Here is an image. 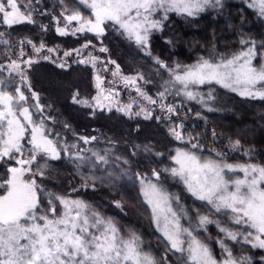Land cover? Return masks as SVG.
Masks as SVG:
<instances>
[{"label":"snow or ice","instance_id":"snow-or-ice-1","mask_svg":"<svg viewBox=\"0 0 264 264\" xmlns=\"http://www.w3.org/2000/svg\"><path fill=\"white\" fill-rule=\"evenodd\" d=\"M78 3L89 10V15L78 7L65 8L61 12L65 24L56 28L59 35H68L67 30L75 24L71 27L72 35L90 32L100 38L111 27L150 55L146 51L150 33L162 30L168 13L193 17L208 7L219 6L221 0H78ZM248 6L256 11L258 18L264 19V0H250ZM34 11L32 0H0V23L9 28L23 23L34 24ZM158 15L160 19L156 18ZM53 19L59 23L57 18ZM3 36L4 33L0 32V37ZM3 42L7 44V41ZM20 43L23 45L25 41ZM27 43L37 54L45 49L43 43L39 47L31 40ZM239 43L241 49L231 56H201L191 65L177 64L168 69L171 79L165 82L164 91L158 93L161 111L176 114L175 106L163 103L165 94L172 89L188 100L199 98L203 103L204 97L194 88L213 83L241 97L264 100V52L258 49L255 40L241 38ZM90 45L91 41H88L72 51L80 55ZM260 46L264 48V41ZM99 51L106 53L108 49L101 46ZM47 52L54 53L55 49L47 48ZM24 55L23 51L19 53V57ZM71 55L70 51L64 52V57ZM39 59L51 60V57L45 55ZM154 59L161 68H168L158 58ZM257 59L259 64L254 63ZM78 62L91 64L96 70L94 86L97 95L92 98V104L79 99L76 93L72 97L74 103L100 109L108 107L109 110L116 107L118 112L132 114L131 104L119 106L113 103L118 93L103 87L105 81L99 75L98 64L104 65V71L109 70L107 64L116 65L113 77L119 78L125 87H135L138 95L149 104L158 103L137 86V80H142V76L121 75L120 66L114 60L101 61L89 53L86 59ZM36 63L38 59L18 58L10 60L7 65L0 64V72L6 69L9 76L15 74L21 82L10 91L12 81L0 78V165H5L0 169V264H169V254L176 256L178 264H253L251 257H234L226 241L242 242L253 249L264 250V164L229 163L225 153L215 150H212L214 155H201L202 146L198 142H193L192 137L185 140L182 124L169 129L171 137L185 144V147H177L169 153L170 166L153 168L150 175L135 174L139 196L165 243L160 260L143 250L142 239L135 231H122L114 217L103 215L82 199L50 191L38 182V178L43 181L48 177V162L61 159L62 152L77 163L78 169L85 161L92 168L107 165L109 157L107 150L101 154L92 149L81 150L75 144L58 145L46 125L45 105L39 102V94L32 89L26 70L21 67L24 64L30 68ZM52 63L62 69L67 66L66 61L56 63L53 60ZM21 85L27 86L31 99L36 101L34 106L28 103L29 97ZM212 98V91H209L208 99ZM37 114L39 120L35 119ZM141 114L145 119L152 117V111L145 108L134 113L136 116ZM80 139L89 144L97 137ZM239 146L238 140L232 142L233 150ZM72 149L76 152L73 153ZM82 151L91 152L94 161L82 155ZM156 155L159 157L164 153ZM165 174L182 184L195 201L202 202L209 214L197 210L193 221L181 198L165 186ZM121 175L133 179L127 172ZM112 178V172L100 177L81 174L84 181L81 186L87 188L92 181L91 186L95 187L97 179L104 182ZM115 206L122 208L120 201H115ZM212 214L226 216L231 226L224 225L219 219L213 220ZM182 220L188 221L187 226ZM210 224H215L221 234L216 240L221 250L219 258L199 234L206 232ZM260 264H264V256L260 257Z\"/></svg>","mask_w":264,"mask_h":264},{"label":"trees","instance_id":"trees-1","mask_svg":"<svg viewBox=\"0 0 264 264\" xmlns=\"http://www.w3.org/2000/svg\"><path fill=\"white\" fill-rule=\"evenodd\" d=\"M56 1L65 4L63 0H38V2L32 0L35 23L11 27V40L1 53L0 61H10V54H19L20 49H24L23 51L29 58L27 54H35V57L31 58L38 59V63L29 68L28 75L32 89L39 94V102L45 105L43 115L48 117L46 125L52 130V137L55 140L58 138L63 142L62 138H65L64 141L67 144L78 145L81 150L92 149L102 152L108 147L120 145V148H123L130 158V150L140 142L148 143L158 151H165L176 144L174 138L168 134V127L180 125L184 121L173 118L165 119L162 114L152 109L153 106L160 107V102L155 105L149 104L124 85L121 88V80L112 76V71L116 67L114 64H107L108 71H104V65L99 64L102 68L101 77L105 81V88H112L118 92L125 102L151 110L152 117L145 119L139 115L129 118L116 112H96L79 107L78 103L73 102V95L78 93L79 99L91 100L95 89L92 84V67L79 63V55L73 52V49L81 48L83 44L91 41V45L82 50L84 57L91 53L99 57L101 61L114 60L120 66V73L123 76L135 73L137 68L143 67L156 71L162 76L161 78L169 76L168 69L175 68L177 64L191 65L201 56L205 58L221 54L225 57L231 56L241 49L242 46L239 43L241 38L255 40L258 49L264 52V48L260 46L264 41V19L258 18L256 11L250 8L244 0H221L219 6L208 7L192 18L176 13L168 14L167 20L163 21L162 30L150 33L149 46L146 50L150 52V55L145 51L140 54L133 45L118 37L108 40L104 37L105 34L100 38L90 32L72 35L70 31L68 35H59L56 32L57 23L53 18H62V21L64 18L61 16V6L59 7L61 4ZM66 5H69V2ZM58 24L60 25V22ZM24 38L31 40L36 47L43 43L45 49L39 54L30 52L27 46L20 43V39ZM101 46L106 47L108 51L100 52ZM47 48L55 49L56 55H61L65 51L72 52V55L65 57L64 60L58 58L56 61V63L66 61L67 66L63 69L57 67L52 63L55 59L51 54H49L51 60L39 59L40 56L47 54ZM154 58H158L168 68H161L155 63ZM254 63L258 64L259 59ZM108 81H114V83L109 84ZM152 89L153 87L149 86L144 92L152 97L154 93ZM198 89L203 95L212 91L213 98L203 102L206 104L205 107L172 102L170 99H164L163 103L175 106L182 117L185 115L187 124H189L188 129H191L193 133H197L193 130L195 127L191 128V123H195L196 118L197 123L203 130L205 129V132L215 130L216 133H220L218 135L220 137L214 136L211 145L214 148L218 146L217 151L226 154L227 162L264 164V100L241 97L216 84L201 85ZM29 104L34 106L36 101L30 97ZM209 108L212 110L209 111ZM33 110L35 111L34 108ZM195 115L198 117H193ZM157 117L160 119L158 120ZM35 119H40L39 114ZM169 121L173 123V126L169 125ZM258 126L261 128L258 129ZM56 133L61 135L57 137ZM226 136L235 141L238 140L240 147L249 148V151L252 149V152H246L248 154L243 155L238 150H230ZM80 137H97V139L84 144ZM206 140L208 141L209 138L206 137ZM204 145L208 146L207 143ZM166 152L164 157L160 160H153L154 162L149 160L147 163L138 158L133 161L129 159L126 168L133 174L140 170L137 168L141 165L148 168L146 166L148 164L152 169L166 167L169 153H172L169 149ZM147 168L145 170H148ZM72 179L69 176L60 180L61 185L67 188L72 184L68 192L76 187ZM134 197L135 195L130 193V198ZM84 199H91L94 202L106 199L111 201L113 195L96 189L91 194L88 191ZM133 213L134 217L139 216L137 209H134ZM142 221V228L149 232V223L144 219Z\"/></svg>","mask_w":264,"mask_h":264},{"label":"rangeland","instance_id":"rangeland-1","mask_svg":"<svg viewBox=\"0 0 264 264\" xmlns=\"http://www.w3.org/2000/svg\"><path fill=\"white\" fill-rule=\"evenodd\" d=\"M244 1L247 5H249L250 0H244ZM63 2L65 4H62L59 1L57 2L58 4H61V5H59V7L61 6L62 11H64L65 8L71 9L74 7H78V8H80V10L82 12H84L85 15H89V10L85 9L82 5H80L78 3V0H63ZM68 2H69V5H66V3H68ZM170 13L175 14V12H170ZM170 13H168V14H170ZM160 15H162V14H160ZM160 15H158L156 18L160 19ZM185 17H187V16H185ZM57 19L60 22V25H59L57 23V20H55L57 23V27L58 26L63 27L65 22L62 21V18L61 19L57 18ZM23 24H25V23H23ZM23 24H18V25H14V26H21ZM55 26H56V24H55ZM73 26H75V24H73ZM73 26H70V28L67 31L70 32L71 27H73ZM11 31H12L11 28L0 23V32L4 33V36L0 37V55H1V53H3L4 49L9 45V41L11 40L10 38L12 36ZM70 34H71V32H70ZM77 34H83V33H77ZM104 37L107 38L108 40L115 39L116 37H118L121 40L126 41L130 45H133L135 50L137 52H139L140 54H142L144 52V51H141V49L134 42L128 40L127 38H125V36L121 35L118 31L114 30L111 27H108L106 29ZM26 39L27 38L20 39V40H26ZM3 41H7V44H5ZM39 46H37V47H39ZM33 52H34V50H33ZM49 54H51L52 57H54L55 61H58V58L60 60L65 59L64 52L61 55L60 54L56 55L55 53H48L47 52V54H45V55L49 56ZM42 56H44V55H42ZM87 57H88V55H86V57H84V54H82V52L78 56L79 59H86ZM22 59H25V58L23 57V58H21V60ZM8 63H10V61H7V62L6 61H0V64L7 65ZM84 65H88V66L92 67L91 64H84ZM97 66H99V68L98 67L97 68L99 69V75L101 76V69L102 68H100L99 64ZM21 67L26 70V75L28 76V80L30 83V79H29V75H28L29 67L27 65H24V64H22ZM94 71H96V70L93 69V67H92V77H93L92 84H93V87L95 89L94 96H96L97 95V89L94 86L95 85ZM136 75H140L143 77L142 80H137V86L142 91L149 88V86H152L153 87L152 90L154 92L152 97H153V99H156L159 102L158 93L161 91H164V88L166 87L165 82L169 81L171 79L170 75L161 78L162 76L159 73H157L156 71L149 70L148 68L144 69L142 67V68H137L135 73L132 72L131 74L126 75V76H136ZM0 78H7V79H10L12 81V87L9 89L10 91H14V87L16 84H21L19 76H16L15 74H13L12 76H9V73L6 69L3 72H0ZM120 85H121L120 87L122 88L124 83L122 81H120ZM21 86L23 88L25 95L27 97H29V100H30L31 93L28 91L27 86H25V85H21ZM103 87L105 88L104 85H103ZM177 87H179V86H177ZM127 88L129 91H133V92H135V94L137 93V91L135 90V87L129 86ZM105 89H112V88H105ZM194 90L199 91L201 93V95L204 97V102L209 100L208 94L203 95L202 91H200L198 88H194ZM114 92L118 93L116 91H114ZM233 93H235V92H233ZM235 94H237V93H235ZM137 95H138V93H137ZM121 98L122 97H120V94L118 93V95L114 96L113 103H115L119 106H126V105L131 104L132 105V109H131L132 114L131 115H126L123 112H118L116 110V107H112L111 110H109L108 107L100 109L98 107H87V106H84L82 104H77V105L81 108L95 110L96 112H100V111L104 112V113H109V112L115 113L116 112L120 115H124V116L129 117V118L136 116V115H134V113L140 112V110L143 108L140 106L138 107L134 103L125 102ZM164 99H170L172 102L195 104V105H198L200 107L206 106V104L199 102V98L197 100H188L183 94L177 95L175 89H172L170 92L166 93ZM29 100H28V103H29ZM88 101L90 103L94 104V101L92 99L88 100ZM105 103L107 104L108 102L105 101ZM152 109L154 112L156 111L158 114H162L163 117L167 120L173 118L174 120L184 121V123H182V125H183L182 133L185 137V140H187L189 137H192L193 142H198L202 146L201 155H204V156L214 155V152L212 150L217 151L218 146H217V148H214L211 144L214 141L213 133H215V136H217V137H220V136H218L220 133H218V132L216 133L215 130L213 132L212 131L205 132V129L203 130L200 127L201 125H199L197 123V121H198L197 118H196L195 123L194 122L191 123L192 124L191 128L195 127L193 130L195 132H197V133H193L191 129H188L189 124H187V117L185 115L182 117L180 111L177 110L176 114L171 116V114H168L167 111H161L160 107H156V106L154 107L153 106ZM167 115H169V116H167ZM140 116L144 117L143 114H141ZM193 117H198V116L195 115ZM169 123H170V121H169ZM169 125L173 126V123H170ZM176 125H178V124H176ZM176 125H174V127ZM170 128H172V127H168V134H169ZM257 128L260 129L261 127L258 126ZM56 134H58V133H56ZM60 135L61 134L59 133L58 136H60ZM206 137L209 138L208 141L206 140ZM171 138H173V137H171ZM226 138L228 139V141H227L228 146L230 147V150H232L233 149L232 148V142H234L235 140L232 138H229L227 136H226ZM62 139H63V142L61 139L57 140L58 145H60V146L71 145V144H67L66 141H64L65 138H62ZM174 141L176 142V144H174L171 148H167L170 150V152H173V150L177 147H185V144L181 143L180 141H177L175 139H174ZM206 143L208 144V146L204 145ZM118 146H119V148H118ZM120 147H121L120 145H116L115 147L111 146V147H108L107 149L103 150L102 152H100L101 154H104L105 151L107 150L108 157H109V163L107 165L99 166L97 168H92L91 164H89L87 161H85V163L80 165V167L78 169L77 163L74 160H70L67 157H65L63 152H62L61 153V159L54 160V161L50 160L48 162L49 163L48 177L46 179H44L43 181H39V178H38V182H41L50 191L56 192V193L61 194V195H71L72 198L82 199V200L86 201L87 203H89L94 209L101 212L103 215L108 216V217H114L115 220L118 222V225L122 231H124V232H127L128 230L135 231L142 239L143 250L145 252L151 253L154 257H156L157 260H160L161 257L164 255V252H165V243L162 240L160 233H158L156 231V228L152 223L150 211L147 209V206L143 204L142 198L139 196V183L136 182V180H135V174L137 172H140L141 174L147 173L150 175L152 168H149L150 165H148L147 163L149 162V160H152V161L153 160H160V158L164 157L165 154L167 153L166 152L167 149L165 151H158V150L154 149L153 147H151L148 143H140L139 142V143L135 144L134 148H132L130 150V156L132 158L131 157L129 158L126 151ZM145 148H147L148 151H145ZM235 150H238L243 155H245L246 152H252L251 151L252 149H250V151H249V148H242L240 146H239V148H237ZM72 152L75 153L76 150L72 149ZM133 153H135V154H133ZM156 153H164V155L158 157L156 155ZM209 153H212V154H209ZM81 154L91 158L93 161L95 159L94 157H91V153L82 151ZM117 157H120V159L117 160L116 159ZM136 158H138L139 160H143L144 162H147L145 164H147L146 166H148V168L145 166L142 167V165H141V167L138 166L137 169H140V170H137L133 174H131L128 171V169L126 168V165H128L129 162L124 163V161L125 160L129 161V159H131L133 161V159H136ZM170 164H171V162L169 160L168 164L165 166H170ZM161 166H164V165H161ZM4 167H5V165H0V169H3ZM145 168H147L148 170H145ZM161 168H163V167H161ZM105 169L107 171H105ZM108 172L113 173L112 180L101 182L99 179H97L95 182V187L91 186L92 181H89L90 186L87 188L81 186L84 183V181L81 179V174H83V175H93L94 174L95 176L100 177V176H107ZM122 172H127L128 174H130L133 177V179L129 180L128 176L121 175ZM69 176L71 178H73L72 179L73 184L76 185L75 189H78V191H75V192L72 190L69 192L67 191L68 188L72 184H70L68 188L64 185L63 186L61 185L60 180L62 178L69 177ZM117 176H119L120 178L116 179ZM163 182L171 193H174L181 198V203L184 204L185 207L189 210L190 215L193 217V221L195 220L197 210H199V212L202 214H209L207 207L202 202L195 201L184 190L182 184L176 183L175 181L171 180L170 178H167V174H165V179L163 180ZM96 189L103 190L105 192L112 194L113 199L111 201L106 199L105 201H100V202H94V201H91V199L90 200L84 199V196H86L88 191H90V194H91ZM130 193L135 195V197L130 198ZM115 201H120L122 208H117L115 206ZM134 209H137L138 214H139V216L137 215L138 217L133 216ZM211 218L213 220L219 219V220H221V222L224 225L231 226L229 221H228V218L226 216H222L219 214H212ZM143 219L145 221L147 220V222L149 223V227H148L149 232H148V230L146 231L145 229L142 228V225H143L142 220ZM182 223L185 226H187L188 221L182 220ZM138 226H139V228H138ZM199 234H200L201 238L204 239L205 242L209 244V246L213 250L214 254L219 258L220 254H221V250H220L219 245L216 243V240L218 237L221 236V234L218 232L216 225L215 224L208 225L207 231L206 232L201 231ZM226 242L229 245V247L232 249L234 257L240 258L242 256H248V257L252 258L253 264H260V257L264 256V250L253 249V248H251L250 245L244 244L242 242L236 243V242H233L230 240L226 241ZM168 260H169V264H178L176 256H173L172 254L168 255Z\"/></svg>","mask_w":264,"mask_h":264},{"label":"flooded vegetation","instance_id":"flooded-vegetation-1","mask_svg":"<svg viewBox=\"0 0 264 264\" xmlns=\"http://www.w3.org/2000/svg\"><path fill=\"white\" fill-rule=\"evenodd\" d=\"M27 40H29V39H26V40H24L25 41V43H24V46H27V48L30 50V52H33V48H32V45H30V44H28L27 43ZM33 43V42H32ZM24 49H20V51H19V53L21 52V51H23ZM24 52V51H23ZM25 53V52H24ZM28 56H30V58L32 57V58H34L35 57V54L34 53H32L31 55H29V54H27ZM21 59V58H23V57H19V54H16V55H14V54H10V56H9V59L10 60H15V59ZM24 58L25 59H27V58H29V57H27L26 56V54L24 55ZM23 60V59H22Z\"/></svg>","mask_w":264,"mask_h":264}]
</instances>
